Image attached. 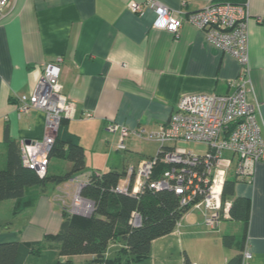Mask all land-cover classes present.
<instances>
[{"label": "crops", "instance_id": "0c3cea01", "mask_svg": "<svg viewBox=\"0 0 264 264\" xmlns=\"http://www.w3.org/2000/svg\"><path fill=\"white\" fill-rule=\"evenodd\" d=\"M10 1L12 6L0 19V168L6 165L5 129L19 145L42 136L44 112H20L18 102L30 96L44 64L57 56L62 57L63 93L75 104L74 116L62 120L60 133L72 135L83 147L84 171L99 170L87 168L89 153L105 155L109 138L117 140L118 134L107 129L109 121L141 132L139 137L130 132V143L135 137L147 140L146 134L166 122L180 95L227 93L240 70L236 57L211 44L189 22L177 34L153 27V9L144 5L138 15L127 7L131 0ZM135 1L145 4L147 0ZM157 1L184 16L223 0ZM232 1L244 4L248 12L247 86L250 100L258 106L256 117L264 135V0ZM130 153L126 165L151 156ZM70 167L66 157L56 154L50 157L47 172L62 174ZM108 170L117 169L109 166ZM232 179L227 181L233 183V193L225 197L231 202L236 197L246 199L243 218H224L209 229L201 213L187 211L170 233L152 240L146 258L133 264H182L184 251L178 257L172 251L174 237L177 241L184 234L186 255L193 264H225L243 251L250 257L240 264H264V163L256 165L252 182ZM64 183L31 186L22 198L0 201V242L20 243L17 264H93L91 254L59 255L58 243L46 238L58 232L64 219L55 200ZM48 212L50 217L42 222ZM225 235L233 238L230 246L222 241ZM182 241H177L179 250ZM123 244L119 238L110 241L103 264L116 259Z\"/></svg>", "mask_w": 264, "mask_h": 264}, {"label": "built area", "instance_id": "2783aa9c", "mask_svg": "<svg viewBox=\"0 0 264 264\" xmlns=\"http://www.w3.org/2000/svg\"><path fill=\"white\" fill-rule=\"evenodd\" d=\"M10 0H0V19L12 6ZM144 5L152 8L155 19L152 26L174 34L184 22H189L202 32L217 48L236 56L240 70L234 87L227 93L189 92L180 95L168 119L158 129L146 134L158 143L154 155L137 164H127L119 177L115 190L138 196L143 190H171L180 195L183 207H203L207 211L204 222L216 227L229 218L231 200L224 198L223 187L228 177L250 182L256 165L264 163V135L257 121V104L248 97V12L244 4L210 2L200 9L181 16L157 0L141 4L135 0L127 7L142 15ZM62 57L44 64L33 92L18 102L20 112L39 109L44 112L42 136L21 142L22 165L39 175L47 172L49 154L61 121L73 117L75 104L62 91L59 81ZM90 116V114H86ZM107 129L117 133L116 149L125 150V138L131 133L141 136L137 130H129L122 124L109 121ZM196 141L207 144L204 154H194L179 147V141ZM164 167L158 170L159 166ZM101 173L81 171L65 181L64 187L73 185L74 192L66 204L64 195H57L59 202L70 214L90 216L95 208L94 200L81 194L82 188ZM69 183V184H66ZM62 187L59 188V190ZM187 209V208H186ZM130 223L139 226L141 217L132 211ZM244 257H250L245 251ZM94 264V263H93Z\"/></svg>", "mask_w": 264, "mask_h": 264}, {"label": "trees", "instance_id": "16d2710c", "mask_svg": "<svg viewBox=\"0 0 264 264\" xmlns=\"http://www.w3.org/2000/svg\"><path fill=\"white\" fill-rule=\"evenodd\" d=\"M226 1L235 2L232 0L216 2ZM60 129L61 125L49 158L61 154L71 162V167L62 174L46 172L42 176L22 165L19 143L11 140L5 129L3 140L7 144V154L5 167L0 168V201L22 198L26 189L31 186L45 187L49 183L60 184L69 180L74 174L84 171L83 147L72 135H61ZM163 167L160 165L158 170ZM122 174L123 171L117 170L102 172L82 188L81 194L94 200L95 208L90 216L64 214L58 232L46 237L58 243L59 255L91 254L94 264H103L108 243L119 238L124 243L121 251L129 260L139 262L148 256L152 240L170 233L175 228L178 220L186 212V208L180 204V195L171 190L145 189L138 196L118 192L115 186ZM227 193H233L231 181L224 183V198ZM246 205V199L234 198L229 209L230 217L243 218ZM134 210L141 217L139 226L130 223V216ZM222 241L224 245L230 246L233 238L225 235ZM20 252L18 241L0 242V264H17ZM241 260L242 255L235 254L225 264H240ZM182 264H193L185 253Z\"/></svg>", "mask_w": 264, "mask_h": 264}, {"label": "rangeland", "instance_id": "374dc122", "mask_svg": "<svg viewBox=\"0 0 264 264\" xmlns=\"http://www.w3.org/2000/svg\"><path fill=\"white\" fill-rule=\"evenodd\" d=\"M234 57H236V56H234ZM238 62H239V60H238ZM247 65H248V61H247ZM248 66H247V68H248ZM247 80L250 81L249 77L247 78ZM59 81H60V75H59ZM247 89H248V97H249L250 89H249V87ZM62 91H63V86H62ZM66 98H67V96H66ZM68 100L70 102H72L70 99H68ZM61 123H62V121H61ZM61 123H60V125H61ZM138 137L132 138L133 141L131 143H130V141H129V139L127 137L125 138L124 143H125V146H126V149L127 150L126 149L125 150L116 149L115 144H116L117 140H114L113 137L109 138V146H107V150L105 152V155H103V152H101V153L98 152V153H96L95 156H91L90 153L88 154L87 160H86L87 168L97 167V168H99V170H95V171L96 172H99V173H102L104 171L103 169H106L105 171H108L109 166H110V168H111V166H113L115 169L121 171L122 168L126 166V157L129 154V152H131L130 154H138L139 156L154 155L155 152L157 151L158 143L155 140H153V139H147L146 140V139H142V138H138ZM177 145L179 147L186 148L187 150L193 152L194 154H204L207 151V147H208L207 144H205V143L196 142V141H186V140L179 141L177 143ZM87 171H92V170H87ZM254 176H255V174H254ZM229 178L230 177H228L226 179V181ZM233 179L234 180H237L235 178H233ZM253 180H254V177H253V179L250 182H252ZM243 181H245V180H243ZM73 192H74L73 185L66 186V187L63 186L58 191V194L57 195H64V197L66 199V204H68V202L70 201V197L72 196ZM55 200L61 206L62 212L64 214H70L68 211H66L64 209V207L65 208L67 207L66 205L63 206L59 202V200H58L57 197H55ZM186 208H187L186 209V212L187 211H190V210H196L199 213H201L203 223H204V225L207 228H209V229H215L218 226L217 225L216 227L212 228V227H209V226H207L205 224L204 219H205V216H206V213H207V211L205 210V208H203V207H197V208H194V207L188 208V207H186ZM77 215H79V214H77ZM48 217H50L49 212H48L47 216L42 220V222H46ZM180 229L183 230L184 228L183 227H180ZM176 239H177V237L175 236L174 239H173L174 240V243H175V246H174L172 252H173V256H177L178 257L179 254L181 255V252H183V251H184L185 254L187 253V251H186V234H184V235H182V236H180L178 238L179 240L180 239L183 240L182 241V244H181L182 246H181L180 250H179V247H177L178 246L177 243L179 242V240H177L178 241L177 242ZM244 253H245V251H243V253H242V260L244 259ZM117 256L118 257H116V259L114 261H108V262L106 261L105 264H133V262L128 259L127 255L124 252L120 251L117 254ZM128 260L130 262H128ZM62 264H70V262H65L64 261ZM75 264H85V263L75 261Z\"/></svg>", "mask_w": 264, "mask_h": 264}, {"label": "water", "instance_id": "95a60500", "mask_svg": "<svg viewBox=\"0 0 264 264\" xmlns=\"http://www.w3.org/2000/svg\"><path fill=\"white\" fill-rule=\"evenodd\" d=\"M29 140H26L25 142H28Z\"/></svg>", "mask_w": 264, "mask_h": 264}]
</instances>
